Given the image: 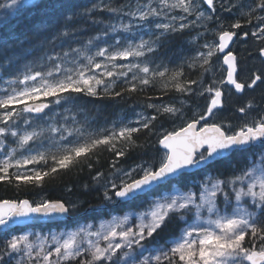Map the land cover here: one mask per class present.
Returning a JSON list of instances; mask_svg holds the SVG:
<instances>
[{"label":"snow or ice","instance_id":"obj_1","mask_svg":"<svg viewBox=\"0 0 264 264\" xmlns=\"http://www.w3.org/2000/svg\"><path fill=\"white\" fill-rule=\"evenodd\" d=\"M19 4L20 0H11L5 7L16 8ZM219 6L225 10L223 3ZM127 7L129 11L125 15L130 18L129 22L109 24L101 35L87 40V46L94 47L95 51L91 55L85 54L86 62L78 59L83 46L76 49L69 46L68 51L45 52L40 61L18 66L15 56L7 54L8 44L0 45V51L6 53L0 60V81L8 85L0 92V182L16 188L42 186L43 178L54 176L58 170H71L82 164L91 169L90 161L108 152L115 156L111 168L116 180L104 185L103 199L120 206L142 202L154 193L167 192L172 182L188 170L209 166L213 161L233 152L246 151L256 144L261 149L258 162L227 179L217 178L211 182L209 177L210 186L206 183L199 193L161 195L153 199L144 212L125 214L107 224L102 223L100 230L86 233L89 237L86 246L78 239L85 233L84 228L59 237L53 235L51 246L47 238L41 237H37L40 243L34 244L30 240L32 233L10 235V225L68 214L76 209V204L69 206L62 199L39 202L0 199V228L8 230L6 234L10 235L4 242L6 251L0 255V264H13L17 254L22 259L26 257L28 264H264V113L240 125L213 122L225 105L226 92L228 96L233 91L243 95L246 89L264 85V69L253 70L249 75L244 60L238 61L233 54L236 41L241 37L247 40L251 35L264 45V16H254L251 11L242 13L244 24L241 20L227 26L220 22L213 31L207 29L205 23L198 25V22L213 21L216 0H145L143 5ZM231 7L226 10L231 12ZM248 7L252 8V5ZM255 9L264 12V0H260ZM77 14L73 10L66 15L54 39L73 35L77 29L71 22ZM253 19L258 21L255 28L240 32L242 27L251 26ZM145 25L148 31L139 39L121 36L100 46L99 42L109 32L132 33ZM198 26L213 32L215 39L201 45L204 50L197 52L196 63L190 66L199 68L202 75L211 74L215 58L223 72L219 81L213 79L206 84L204 79H184L183 64L169 69L152 59L168 36ZM202 35L198 33L196 39ZM23 43L21 39L11 41L13 48ZM257 56L264 60V46L258 48ZM9 69L15 70L5 77L4 72ZM157 83L165 94L175 92L180 96L203 97L205 105L189 115L185 111L186 100L148 103L146 108L155 114H138L137 126H131L132 121H121L95 131L44 128L36 123L50 104L72 103L83 96L121 97L125 93L146 91ZM118 87L119 91L116 90ZM41 97L52 100L45 102ZM253 107L248 101L237 111L247 114ZM158 118L173 123L172 130L157 131ZM176 121L180 122L178 127ZM159 128L163 129V124H159ZM141 133L157 136V143L162 146L160 154L127 169L118 168L117 164L127 158L131 150L145 146L136 142ZM46 140L51 143L46 144ZM104 177L105 173L97 172L94 179L99 181ZM218 194L223 197L222 201L218 202ZM249 200L252 211L243 206ZM193 211L195 222L188 223L185 217ZM174 220L184 221L186 226L166 241L165 247L156 254L145 256L144 253L149 251L146 245L157 243L161 233Z\"/></svg>","mask_w":264,"mask_h":264},{"label":"trees","instance_id":"obj_2","mask_svg":"<svg viewBox=\"0 0 264 264\" xmlns=\"http://www.w3.org/2000/svg\"><path fill=\"white\" fill-rule=\"evenodd\" d=\"M134 0H29L11 16L0 21V45L8 44V53L13 54L19 61L18 66H22L25 62L40 61L45 52L52 54L59 53L61 49L69 50V46L73 49L82 48V53L78 56L81 62H86L85 54L91 55L95 48L87 46V40L101 35L106 30L107 25L115 24L121 19L122 11L113 13L110 8L124 9L127 5L133 3ZM39 5V7H37ZM73 10L77 11V16L71 22V26L77 30L71 37L54 39L57 30L61 29L66 15H70ZM233 14V13H232ZM94 21H102V23H94ZM241 21H244L241 19ZM191 30H185L183 33L170 35L162 43L159 50L155 53V59L162 62H169V69H176L178 65L183 64L184 79L206 81L209 73L201 74V70L197 67H191L194 62L187 61L186 56L195 51V45L190 42ZM121 36L127 37L121 30L120 34L111 33L103 37L99 42L100 46H106L112 43L113 39H120ZM148 39V36L146 37ZM21 39L24 43L21 46L13 48L11 41ZM51 41V43H49ZM54 50V52H53ZM6 53L0 51V60ZM153 56V57H154ZM160 57V58H159ZM174 58V59H173ZM70 66V65H69ZM9 69L4 72L7 77ZM8 85L0 81V92ZM158 87V88H157ZM159 83L154 87L148 88L143 92L125 93L121 97H87L83 96L72 103L61 101L59 105L51 104L49 110L42 115V119L36 123L41 127H66L86 128L89 131L103 129L110 123L125 113L136 110L146 111L147 113H155L152 109L146 108V104L155 102L169 103L187 97L189 101L195 102L194 96H180L175 92L163 93L159 90ZM119 91V87L116 89ZM163 95V96H162ZM151 98V99H149ZM44 101H51L52 98H43ZM203 99V100H202ZM151 100V101H150ZM155 100V101H154ZM199 103L205 102V98L197 97ZM147 102V103H146ZM35 115V114H33ZM169 121L164 118H158L157 129L159 124L169 125ZM47 135V133H46ZM55 135V134H53ZM137 144H144L143 148H137L130 151L127 158H122L117 164L118 168L127 169L129 166L141 162V160H149L160 154V146L157 143L156 135L147 133L138 134ZM46 144L51 143L50 140L45 141ZM256 149L233 152L230 156L217 160L209 166L194 172H187L179 180H174L170 186L176 185L182 190L195 189V185L202 181L207 174L212 179H227L234 174H238L240 170L247 165L251 157L255 155ZM98 159L99 162H96ZM115 159L114 154L103 152L98 158H94L92 168L86 165H80L71 170H58L52 177H44L42 186H21L16 188L14 185L0 182V199H24L29 198L32 201L39 202L45 199H63L70 206V202L77 205L74 211H71L73 218L71 220L40 224L33 226L42 231L48 229L70 228L81 223L97 221L102 217H108L112 213H125L128 211L141 210L149 204V195L142 202L132 205H120L113 203H105L103 192L104 184L108 178L114 177L111 163ZM29 167H32L31 165ZM46 170V169H45ZM11 171V170H10ZM112 171V172H111ZM97 172L105 173V177L97 181L94 179ZM226 190V189H225ZM154 193L153 195L160 194ZM190 221L188 217L185 218ZM184 221L174 220L172 224L161 233L158 242L155 244H165L173 237L179 234V230L185 227ZM27 228H15L11 230L10 235L18 234ZM8 231L0 232V246H4L6 239L10 238Z\"/></svg>","mask_w":264,"mask_h":264},{"label":"rangeland","instance_id":"obj_3","mask_svg":"<svg viewBox=\"0 0 264 264\" xmlns=\"http://www.w3.org/2000/svg\"><path fill=\"white\" fill-rule=\"evenodd\" d=\"M25 1H29V0H20V4L16 8H12V7H5V5H10L11 0H0V21L6 19L8 17H11L25 3ZM197 2H200V0H197ZM259 2H260V0H216L217 11H216V14L213 17V21L212 22H198V25L200 23H205V26H206L207 29H211V30L215 31V30H217L218 23H220V22H223L227 26V25H229L231 23H234L236 20L243 19L244 21H241V22H242V24H244L245 23V19L242 17V15H241L242 13H247V12L251 11V12H253L254 16H264V12H260L258 9H255V5L258 4ZM144 3H145V0H134L133 3H131L129 5L135 7L136 5H143ZM221 3H223L225 10H221V8L219 6ZM248 5H252V8H249ZM229 6H232L231 7V12H228L226 10ZM201 10L204 11L205 8H202ZM128 11H129V8L126 6L122 10L121 19L116 23V25H118V23L121 22V21L125 22V23L129 22L130 18L125 15V13H127ZM206 14L210 15L211 13L210 12H206ZM132 22L136 23V21L134 19H132ZM257 23H258V21L256 19H253L252 25L251 26L242 27L240 32H243V31H249L250 32L251 30H253L255 28ZM147 31H148V27L145 25L143 27V29H141L140 31H134L132 33H127V32H124V33L126 34L127 37L135 36L136 39H139V36L142 33L147 32ZM191 32L192 33H191V36H190L189 39H190V42L195 45L196 50L191 52L190 55L186 56L185 59L187 61L194 62L195 61L194 57H196L197 52L204 50L201 47V45H203L206 40L207 41L214 40L215 36H214L213 32H211V31L210 32H206L205 31V27H200V26L196 27L195 29H192ZM198 33L199 34H203L202 38L196 39ZM146 37H147V35H145L144 38L147 39ZM255 40L256 39L253 38L251 35H249L247 40H245L243 37H241V39L239 40L238 46L242 45V47L244 49H247V50L249 49L248 48L249 46L254 48L255 47V43H254ZM250 50L251 49H249L248 52H250ZM248 54L249 53L244 54L243 58H246V56ZM154 58H155V56L152 57L153 60H154ZM221 60H222V57H221ZM155 62H157L158 64L162 63V64L166 65L168 68H171L169 62L165 63V62H162L160 59H155ZM213 64H214L213 72L211 74H209V76H210L209 79H207L205 81L206 84L211 83L213 79L219 81L223 77L222 76V70H221L219 64L216 62L215 58L213 60ZM210 79H211V81H210ZM193 87H196V86H193ZM181 99L187 101V106L185 108V111H188L189 115L191 114V111L201 110L203 108V103H199V102L195 103L193 101H189L187 99V97H183ZM181 99H179V100H181ZM152 103H155V102H152ZM169 103H173V102H169ZM160 104H168V103H160ZM176 106L179 107L180 106L179 103H177ZM140 113H143L146 116L153 114V113H147L146 111L145 112L144 111L143 112L142 111L136 112V110H134L133 112L125 113L122 116H119L117 119H114L110 123V125L105 127V128H110L113 123H117L118 124L121 121L123 123H128L129 121H132L133 123H132L131 126H137L135 124V121L138 119V114H140ZM179 124H180L179 121L175 122V126L176 127H178ZM173 127H174V124L170 122L169 125L163 124V129L159 128V129H157V131H163L165 129L170 131V130H172ZM69 139H71V137ZM10 146L14 147L15 145H10ZM260 151H261V149H257L255 151V155L250 158V160L248 161L247 165L244 166L242 169H244L245 167H250L253 162H258ZM0 158H2V157H0ZM209 177H210V174H207L202 181L198 182L197 185H195V189H191V190H187V191L180 189L176 185V183H174L172 185V188L169 191L161 192L160 194L150 196L149 197V203L153 199H156V198H158L161 195L176 194L178 192L179 193H186L188 191L199 193L206 183H208L209 186H210V182L208 181ZM110 180H116V177L114 176V177L108 178L105 181V184L108 183V181H110ZM214 181H215V179H212L211 182H214ZM116 182L118 183L119 181L117 180ZM109 187H110V184H109ZM226 191H227V189H226ZM230 195H231V193H230ZM222 200H223V197L218 194V202L222 201ZM233 200H234V198H233ZM70 203L71 204H73V203L75 204V202H70ZM105 203H108V202H105ZM148 205H147L146 208L141 209V210L128 211V212H125V213H122V214H120V213H112L108 217H102V218L98 219L97 221L81 223L79 225H76V226L70 227V228L48 229V230L42 231L39 228L30 227V228H27L26 230H24V231H22V232H20L18 234H15V235L25 234V233H32L33 235L30 236V240L34 244L38 245L40 243V240H38L37 237H41V238H47L48 245L51 246V244H52L51 237L53 235H56V236L59 237L62 234H67V233H70V232L78 231L80 228H84L85 229V233H82L81 236L78 239L86 246V242L89 239V237L86 235V233L88 231L96 232V231L100 230V225L102 223L107 224V223L113 221V219H115V218H122L125 214L144 212V211L147 210ZM243 206L244 207H248L249 211L253 210V208L251 207L250 200L247 203H245ZM186 217H188L190 219V221L188 223L195 222V213H194V211L192 213L186 215ZM91 239L95 240L96 238L95 237H91ZM146 247H149V251L145 252L144 255L147 256L150 253L154 255V254H156V251H158L161 247H165V244H163V245H161V244L146 245ZM153 249H155V251H153ZM5 251L6 250H5L4 246H0V255H3L5 253ZM6 259H7V257H6ZM17 260L20 261V264H28L27 258L24 257L22 259L21 255H18V254L15 255L13 264H15V261H17ZM33 264H35V262H33Z\"/></svg>","mask_w":264,"mask_h":264},{"label":"flooded vegetation","instance_id":"obj_4","mask_svg":"<svg viewBox=\"0 0 264 264\" xmlns=\"http://www.w3.org/2000/svg\"><path fill=\"white\" fill-rule=\"evenodd\" d=\"M239 40L236 41V45L233 53L238 57V61L240 59L244 60L245 65L250 70L248 74L250 75L251 71L253 70L264 69V60H262L257 56L258 48L264 45H262L259 40H255L254 41L255 47L252 48L251 46H249L248 48L251 50L250 52H248L249 49L248 50L244 49L242 45L238 46ZM246 53H249L250 55L248 54L246 58H243V55ZM222 76H223V72H222ZM197 97L198 96H195V103L197 102L196 101ZM248 101H251L252 104L254 105L253 109L249 110L247 114H240L237 111V109L239 107H243L245 103H247ZM204 105L205 102H203V106ZM262 113H264V85H259L255 89H251V90L246 89V92L243 95L236 94L233 91L231 96H228L226 92L225 105L223 109L217 113L213 122H223L226 124L240 125L242 123L251 121L254 117L258 118L259 115ZM251 149H256V150L260 149L259 144H256L255 146L248 148V150Z\"/></svg>","mask_w":264,"mask_h":264},{"label":"water","instance_id":"obj_5","mask_svg":"<svg viewBox=\"0 0 264 264\" xmlns=\"http://www.w3.org/2000/svg\"><path fill=\"white\" fill-rule=\"evenodd\" d=\"M234 54V53H233ZM235 55V54H234ZM45 102H48V101H45ZM51 106V104H50ZM48 109H45V112L47 111ZM160 146V145H159ZM160 148H162V146H160ZM232 154V153H231ZM231 154H228L226 155L225 157H228L230 156ZM224 157V158H225ZM223 159V158H221ZM220 160V159H218ZM217 161V160H216ZM215 162V161H213ZM212 162V163H213ZM206 166H202L200 169L204 168ZM199 169H190L188 170L187 172H194V171H197ZM24 199H29V198H24ZM30 200V199H29ZM57 200V199H55ZM63 200V199H62ZM64 201V200H63ZM73 218V214L70 212L68 214H54L53 216L51 217H40L38 219H29V220H26L25 222L23 223H19V224H14V225H10V228L11 230L12 229H15V228H25V227H30V226H36V225H40V224H50V223H56V222H61V221H66V220H71ZM4 231H8L4 228H0V232H4Z\"/></svg>","mask_w":264,"mask_h":264},{"label":"bare ground","instance_id":"obj_6","mask_svg":"<svg viewBox=\"0 0 264 264\" xmlns=\"http://www.w3.org/2000/svg\"><path fill=\"white\" fill-rule=\"evenodd\" d=\"M160 58V57H159ZM157 59H158V57H157ZM174 59V58H173ZM154 60H155V58H154ZM157 63V62H156ZM158 88V87H157ZM163 96V95H162ZM203 100V99H202ZM151 101V100H150ZM155 101V100H154ZM147 103V102H146ZM152 103V102H151ZM112 172V171H111Z\"/></svg>","mask_w":264,"mask_h":264}]
</instances>
